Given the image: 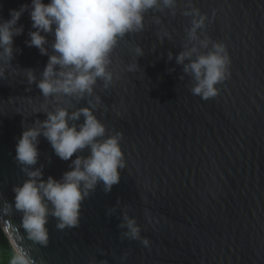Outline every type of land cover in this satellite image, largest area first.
I'll return each instance as SVG.
<instances>
[{"label":"water","instance_id":"1","mask_svg":"<svg viewBox=\"0 0 264 264\" xmlns=\"http://www.w3.org/2000/svg\"><path fill=\"white\" fill-rule=\"evenodd\" d=\"M24 4L31 0H0V22ZM193 8L207 17L197 32L210 40L207 49L188 38L192 17L184 13ZM21 25L11 59L0 49V225L13 247L19 244L34 264H264V0H177L173 9L146 12L144 29L127 34L112 53L109 87L98 79L91 96L59 103L37 87L54 36L44 34L48 55H42L28 46L35 31L29 12ZM216 42L227 45L231 75L205 101L192 94L195 81L176 57L193 45L206 53ZM133 63L137 70L129 72ZM89 103L106 136L122 133L126 167L110 192L101 183L83 201L78 227L59 230L49 216L43 247L26 238L21 213L2 211L14 202L13 187L27 179L15 160L17 140L46 111ZM38 150L35 167L44 180L70 170L71 160L57 157L43 136ZM125 214L150 247L123 236Z\"/></svg>","mask_w":264,"mask_h":264},{"label":"clouds","instance_id":"2","mask_svg":"<svg viewBox=\"0 0 264 264\" xmlns=\"http://www.w3.org/2000/svg\"><path fill=\"white\" fill-rule=\"evenodd\" d=\"M176 3L177 0H49L46 4L44 0H31L30 5L10 10L11 18L0 22V49L10 60L13 37L23 33V26L17 27L18 22L25 12H29L31 26L35 29L29 33V47L34 46L42 55H48L44 34L54 36L51 45L54 54L49 56L42 79L37 83L38 89L45 98H53L58 103L62 97L83 99L85 95L93 94L98 79H103L105 88L112 83L114 74L109 70L112 53L127 34L144 29L145 13L160 10L161 5L173 9ZM184 15L192 17L189 40L199 41V47L207 49L210 40H200L197 35L198 30L205 27L207 17L194 8ZM135 53L142 56L143 50L136 47ZM186 60L189 63L185 64ZM176 62L183 64L184 72L192 75L195 81L192 94L205 101L215 98L219 94L217 85L223 84L231 75V59L223 42L212 43L211 50L206 53H200L193 45L181 52ZM137 67L133 63L128 71L134 72ZM2 76L0 73V78ZM28 80L30 84L35 82L31 72ZM94 108L91 103L75 111L58 106L46 111V119L38 122V126L24 130L17 140L15 160L27 179L22 185L13 187L14 202L12 205L6 202L2 211L10 215L14 208L21 213L20 227L26 238L35 244L47 247L49 216L57 219L59 230L76 228L82 203L97 186L102 183L107 193L120 182L119 170L126 167L120 144L123 135L106 136V127L93 114ZM81 117L83 123H75ZM41 136L50 143L57 157L63 161L71 160L70 170L60 180L51 176L44 180L42 167H35ZM85 149L89 151L87 156L80 154ZM74 154L75 159H72ZM120 227L127 229L124 237L150 247L149 239L141 238V228L135 219L125 214ZM14 247L10 264H34L19 244L14 242ZM90 264H96L95 260Z\"/></svg>","mask_w":264,"mask_h":264},{"label":"trees","instance_id":"3","mask_svg":"<svg viewBox=\"0 0 264 264\" xmlns=\"http://www.w3.org/2000/svg\"><path fill=\"white\" fill-rule=\"evenodd\" d=\"M15 249L0 225V264H10Z\"/></svg>","mask_w":264,"mask_h":264}]
</instances>
